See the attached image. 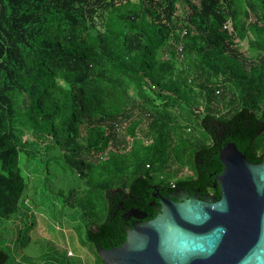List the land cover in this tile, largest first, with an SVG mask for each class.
Wrapping results in <instances>:
<instances>
[{
	"label": "trees",
	"instance_id": "1",
	"mask_svg": "<svg viewBox=\"0 0 264 264\" xmlns=\"http://www.w3.org/2000/svg\"><path fill=\"white\" fill-rule=\"evenodd\" d=\"M143 122L148 144L134 163L103 159L111 142L127 146L126 126L136 137ZM229 143L262 163L264 0H0V217L27 200L24 162L36 172L65 159L85 171V199L72 207L83 209L86 242L104 264L99 247L127 240L125 213H161L153 187L220 200ZM97 157L116 180L89 178ZM186 168L193 176L181 178ZM8 260L0 249V264Z\"/></svg>",
	"mask_w": 264,
	"mask_h": 264
},
{
	"label": "water",
	"instance_id": "2",
	"mask_svg": "<svg viewBox=\"0 0 264 264\" xmlns=\"http://www.w3.org/2000/svg\"><path fill=\"white\" fill-rule=\"evenodd\" d=\"M220 162V200L184 189L160 195L159 215L133 226L120 247H99L103 263L264 264V158L253 164L229 143Z\"/></svg>",
	"mask_w": 264,
	"mask_h": 264
},
{
	"label": "rangeland",
	"instance_id": "3",
	"mask_svg": "<svg viewBox=\"0 0 264 264\" xmlns=\"http://www.w3.org/2000/svg\"><path fill=\"white\" fill-rule=\"evenodd\" d=\"M180 17L186 15L179 12ZM241 52L250 60L256 61V53L249 48L247 41L239 43ZM138 116L136 114L137 119ZM185 121H182L184 124ZM147 123V122H146ZM146 123L138 126L136 137L127 136V126L121 132V138L126 137L127 146L122 143L111 142L109 148L102 154L103 159L127 158V163L135 161V149L141 144H148L144 137ZM199 131L196 130V135ZM83 135L85 131L83 130ZM199 136V135H198ZM120 139V137H119ZM197 139V138H196ZM150 143V141H149ZM97 159V161H96ZM100 160L93 159L94 163ZM102 160V159H101ZM46 162V163H45ZM98 162L94 173H88L98 183L116 180L117 174H100L104 169ZM25 166V167H24ZM24 173L28 186L26 198L16 215L0 217V249L9 254L7 264H99L94 250L86 242V221L83 209L79 205L72 207V203L85 199V171L83 175L70 171L65 159L56 163L44 161L36 172L34 165L24 162ZM132 172L133 168H128ZM34 172V173H33ZM105 173V172H104ZM191 169H184L181 178L192 177ZM132 181V176H123ZM163 183L169 178L164 175ZM97 203L89 208L100 210Z\"/></svg>",
	"mask_w": 264,
	"mask_h": 264
},
{
	"label": "flooded vegetation",
	"instance_id": "4",
	"mask_svg": "<svg viewBox=\"0 0 264 264\" xmlns=\"http://www.w3.org/2000/svg\"><path fill=\"white\" fill-rule=\"evenodd\" d=\"M216 189H218V188H216ZM162 190H164V191H161L160 193H158V192L154 193V200L152 201L151 206L156 208V209L161 208L159 196L162 194L165 195L168 192H172L168 187H164V188L162 187ZM184 190H186V189H184ZM186 191L189 192L191 194V196H194V195L203 196V195H205L200 190L192 189V190H186ZM219 193H220V191H219ZM212 196H214V195H212ZM123 220L125 223L124 227L126 229V232H128L131 228H133V226L147 222L149 220V216L146 213H143L139 210L134 209V210L129 211L128 213H125L123 215Z\"/></svg>",
	"mask_w": 264,
	"mask_h": 264
},
{
	"label": "built area",
	"instance_id": "5",
	"mask_svg": "<svg viewBox=\"0 0 264 264\" xmlns=\"http://www.w3.org/2000/svg\"><path fill=\"white\" fill-rule=\"evenodd\" d=\"M231 28L230 25L226 26L225 29ZM184 34H186V31L184 32ZM180 52H182V48L180 49Z\"/></svg>",
	"mask_w": 264,
	"mask_h": 264
}]
</instances>
